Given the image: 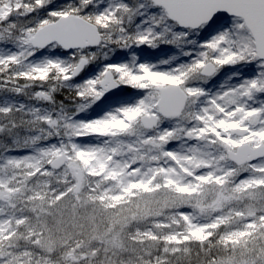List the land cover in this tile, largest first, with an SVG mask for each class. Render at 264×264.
<instances>
[{
    "label": "snow or ice",
    "instance_id": "snow-or-ice-1",
    "mask_svg": "<svg viewBox=\"0 0 264 264\" xmlns=\"http://www.w3.org/2000/svg\"><path fill=\"white\" fill-rule=\"evenodd\" d=\"M0 264H264V0H0Z\"/></svg>",
    "mask_w": 264,
    "mask_h": 264
}]
</instances>
